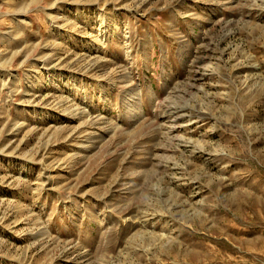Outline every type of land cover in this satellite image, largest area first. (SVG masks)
Here are the masks:
<instances>
[{
	"label": "rangeland",
	"instance_id": "rangeland-1",
	"mask_svg": "<svg viewBox=\"0 0 264 264\" xmlns=\"http://www.w3.org/2000/svg\"><path fill=\"white\" fill-rule=\"evenodd\" d=\"M0 264H264V0H0Z\"/></svg>",
	"mask_w": 264,
	"mask_h": 264
}]
</instances>
